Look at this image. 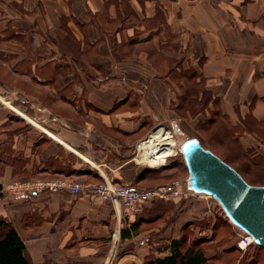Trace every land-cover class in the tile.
<instances>
[{
  "label": "crops",
  "instance_id": "crops-1",
  "mask_svg": "<svg viewBox=\"0 0 264 264\" xmlns=\"http://www.w3.org/2000/svg\"><path fill=\"white\" fill-rule=\"evenodd\" d=\"M0 95L51 134L0 100V217L29 264H145L193 229L191 199L125 218L117 202L8 188L167 184L177 168L137 163L135 145L171 119L217 126L263 174L264 0H0Z\"/></svg>",
  "mask_w": 264,
  "mask_h": 264
},
{
  "label": "rangeland",
  "instance_id": "rangeland-1",
  "mask_svg": "<svg viewBox=\"0 0 264 264\" xmlns=\"http://www.w3.org/2000/svg\"><path fill=\"white\" fill-rule=\"evenodd\" d=\"M12 102H14V100ZM20 111L24 113L23 110ZM27 112L31 114V111ZM11 113H13L14 121H17L19 119L18 116L14 112ZM16 125L22 127L23 124L17 122ZM216 127L217 126H212L210 124H200L189 133L182 128L185 136L181 140L186 138L198 139L204 149L212 151L221 160H225L229 166L236 169L241 174L246 182L250 184L254 183L255 180L264 182V173L252 172L249 160L244 158L230 142L221 140V136L214 132ZM179 142L180 140L177 141L176 145H178ZM160 164H162V166L167 165L177 168L173 179H185L186 169L182 157L177 151L176 155L164 159ZM204 199L203 197L199 199L191 198V202L196 204V208L193 212V219L195 220L192 221V224L197 226L198 229H194L195 226L193 229L191 227L188 228L190 223L185 226L182 235L186 240L182 249L188 246L192 240H195L201 243H208H203L201 247L208 257H212L207 264H264V250L257 246L253 245L244 252L235 250L234 243L237 238L238 230L229 223L220 208L213 201L208 200L209 203H206L205 201L207 200ZM185 201L187 202L188 200ZM208 223H210L209 226H207ZM211 225L212 227H210ZM210 228L212 229L210 230ZM194 230L196 231L194 232ZM201 230L208 232L206 235L198 234V231Z\"/></svg>",
  "mask_w": 264,
  "mask_h": 264
},
{
  "label": "water",
  "instance_id": "water-1",
  "mask_svg": "<svg viewBox=\"0 0 264 264\" xmlns=\"http://www.w3.org/2000/svg\"><path fill=\"white\" fill-rule=\"evenodd\" d=\"M176 151L187 170L184 188L211 197L233 227L264 249V187L248 184L196 138L180 140Z\"/></svg>",
  "mask_w": 264,
  "mask_h": 264
},
{
  "label": "built area",
  "instance_id": "built-area-1",
  "mask_svg": "<svg viewBox=\"0 0 264 264\" xmlns=\"http://www.w3.org/2000/svg\"><path fill=\"white\" fill-rule=\"evenodd\" d=\"M162 130L173 140V148L176 150L177 141L181 140L185 134L176 119H171L167 125L155 127L147 137L135 145V158L149 144V138L152 132ZM162 141H155L152 145L154 151L152 154L164 149L165 145H158ZM156 146V147H155ZM150 155V153H148ZM176 155V152H175ZM174 156V155H173ZM11 193H25L36 195L40 192L48 193L67 192L74 197H89L106 202H117L122 206L123 216L131 218L139 214L145 207L154 202H178L193 198H201V195L194 194L184 188L181 180H172L167 184H162L148 189L134 188L128 185L112 183L107 180L98 182L80 183L70 178H58L49 181L38 180L33 182H17L9 186ZM204 198V197H203ZM117 233H114V237ZM254 243L252 239L238 231L235 241V248L239 252H244ZM255 246V245H254Z\"/></svg>",
  "mask_w": 264,
  "mask_h": 264
},
{
  "label": "trees",
  "instance_id": "trees-1",
  "mask_svg": "<svg viewBox=\"0 0 264 264\" xmlns=\"http://www.w3.org/2000/svg\"><path fill=\"white\" fill-rule=\"evenodd\" d=\"M223 161L227 163L225 160ZM234 170L241 176L236 169ZM243 180L245 179L243 178ZM1 194L2 186L0 184V195ZM190 226L191 225H188V228ZM185 240L186 239L182 237L179 240L169 241L163 245L164 251L168 249V253L165 256L156 257L154 254H151L147 257L145 264H207L208 259L205 258L201 248L203 243L192 240V242H190L185 249H182L183 244H185ZM0 264H29L25 255V246L23 241L20 239L11 224L6 219L1 217Z\"/></svg>",
  "mask_w": 264,
  "mask_h": 264
},
{
  "label": "bare ground",
  "instance_id": "bare-ground-1",
  "mask_svg": "<svg viewBox=\"0 0 264 264\" xmlns=\"http://www.w3.org/2000/svg\"><path fill=\"white\" fill-rule=\"evenodd\" d=\"M0 100L7 107H9L11 110H13L16 115L24 118L27 122L31 123L35 128L39 129L43 133L51 135L44 127L39 125L37 122L31 120L29 117H27L21 111L17 110L13 106H11L8 102L4 101L1 98H0ZM162 136H164V133L162 130L152 132V134L149 138V142H148L149 144H147L145 149L143 151H141L135 159L137 163L148 165L150 167H156V166L160 165V163L163 162L164 159H167V158L175 155L176 150L172 147L173 146V140L170 139V137L167 134H165L164 138H162ZM155 141H162V142L158 143V145L160 144L161 146L162 145H165V146H164L163 150L152 154V152L154 151V148H152V145ZM148 153H150V155H148ZM201 196L208 198L207 196H204V195H201Z\"/></svg>",
  "mask_w": 264,
  "mask_h": 264
}]
</instances>
